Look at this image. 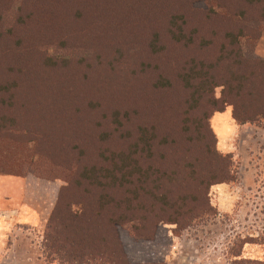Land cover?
Listing matches in <instances>:
<instances>
[{
  "label": "rangeland",
  "instance_id": "rangeland-1",
  "mask_svg": "<svg viewBox=\"0 0 264 264\" xmlns=\"http://www.w3.org/2000/svg\"><path fill=\"white\" fill-rule=\"evenodd\" d=\"M259 107L264 0H0V172L33 175L29 195L41 219L51 204L45 189L55 199L59 187L70 189L76 215L83 211L73 194L87 200L75 220L80 232L91 222L92 240L80 238L72 250L92 264H264ZM223 112L231 125L220 137L215 116ZM55 118L66 127L46 124ZM37 144L54 147V166L37 160ZM218 155L230 156L233 177L206 188L212 210L199 220L142 226L150 240L134 232L135 221L113 222L125 210L117 202L123 171L124 186L151 163L157 181L170 172L179 188L188 168L206 182ZM48 162L52 171L37 174ZM193 182L188 177L181 189ZM96 195L107 202L96 206ZM43 230L24 241L19 264H75L42 251ZM237 237L251 241L235 248ZM233 241L238 255L229 254Z\"/></svg>",
  "mask_w": 264,
  "mask_h": 264
},
{
  "label": "trees",
  "instance_id": "trees-1",
  "mask_svg": "<svg viewBox=\"0 0 264 264\" xmlns=\"http://www.w3.org/2000/svg\"><path fill=\"white\" fill-rule=\"evenodd\" d=\"M190 10V9H188ZM205 11V10H204ZM179 29V27H178ZM180 32V30H179ZM176 38L179 37L178 34H175ZM175 38V37H174ZM233 54L236 58H238V48L233 51ZM238 62V61H236ZM55 106V105H54ZM56 107V106H55ZM50 109V106L46 104L44 106L43 112L46 113L47 110ZM248 111V110H247ZM253 115L257 119L264 120V109L259 107L256 111H254ZM40 118L41 115L39 114ZM237 117V116H234ZM251 117V114L242 120H248ZM53 122L54 127L57 129H61L62 127H66V122L59 118H55L53 121L46 122L51 124ZM28 121L24 124L27 125ZM45 124V125H46ZM120 131L119 137H122L123 134ZM150 137V134L147 138ZM146 138V139H147ZM144 141V145H148V142ZM39 144V142H38ZM36 145L38 148L35 147V153L37 152L40 158H37L39 162H45V160L49 159V161L54 166L56 160V153L54 147L52 146H43V145ZM207 145V142L205 141ZM210 154L217 155V153L210 148H206ZM146 158H149L146 155ZM218 159L214 161V172H209L206 182L201 181V178L197 176V174H193V169L188 168L185 170L187 173L181 172L180 177L177 180L179 185L175 187L171 185L169 182L171 180L170 172L162 173L161 176L167 178L168 180L157 181L152 174H154L153 165L151 163L146 164L144 167L139 166L138 170L140 171V176H136L134 179L126 180V184L123 186L121 180L125 176V171L119 174V187L121 189V194L117 202L120 205H123L125 210L119 211L115 217L113 218V222L119 221H135L136 224L133 225L134 232L139 235V237L144 238V240H150L152 238L150 235H143L141 234L140 229L142 230V226H151L155 228V225L158 221H163L167 223H173L177 225V227L184 228L187 225L192 224L196 220H199L204 215H206L209 211L212 210V207L209 205L206 197V188L215 182H223L226 180H231L233 174L230 172V156L229 155H218ZM19 160V159H18ZM17 160V164H18ZM9 164L5 161V164L8 166L14 167V164L9 161ZM16 162V161H15ZM210 161L206 163L209 165ZM45 169H42V173L38 172V168L29 167L30 171L32 172L34 169L37 174H49L52 171V167L50 166L49 162L43 166ZM25 168V170H29ZM57 173V171L55 170ZM153 172V173H152ZM188 177L193 179V188L188 189L184 192L181 188L184 189L185 183L184 180ZM149 179L145 185L142 183ZM181 189V191H179ZM204 189V191H201ZM166 192V193H165ZM169 192V194H168ZM180 193V194H179ZM71 192L70 189L66 187H59V190L56 195V199L50 209L48 217L44 223L43 227V236L41 240V247L42 251L48 256L49 253L53 251L54 254L61 253L63 254L64 260H70L71 258H75V264H92L90 258L86 257V254L76 255L73 253L72 246L73 243L77 242L80 238L81 239H91V234L93 228L90 227L91 222L86 224L84 231H79L78 226L80 225L79 220H75L76 217L82 216L85 211L84 209L87 207L88 203L85 199L76 200L77 196L73 194L74 203H79L81 206L80 211L83 213L76 215L72 213L69 209V202H70ZM94 203L96 206L101 207L104 203L107 202L106 196L98 197V195L93 197ZM150 216V217H149ZM136 225L138 226L136 228ZM80 228H82L80 226ZM239 241L238 245L235 246L234 241L233 245L229 247V254L230 255H238L235 248L242 246L243 243L251 241V238L243 237V238H236ZM73 241V242H72ZM236 241V242H237ZM118 252L123 257V253L121 250V246L118 241H116ZM66 247V250L63 247ZM52 249V250H50ZM48 251V253H47ZM56 251V252H55ZM55 256V255H54ZM81 259V260H80ZM233 263H248L254 264L257 263L256 261L251 260H236ZM127 264V263H126ZM145 264H155V263H145Z\"/></svg>",
  "mask_w": 264,
  "mask_h": 264
},
{
  "label": "crops",
  "instance_id": "crops-1",
  "mask_svg": "<svg viewBox=\"0 0 264 264\" xmlns=\"http://www.w3.org/2000/svg\"><path fill=\"white\" fill-rule=\"evenodd\" d=\"M215 119V133L221 137L230 128L231 122L226 112L218 113ZM34 181L31 173L19 175V170L0 172V264H19L23 261L20 254L23 251L19 250L27 248L30 243L24 245V241L29 242L34 232L43 229L55 201L54 191L45 189L43 200L51 204L44 211L43 222L40 221L38 208L29 195Z\"/></svg>",
  "mask_w": 264,
  "mask_h": 264
}]
</instances>
